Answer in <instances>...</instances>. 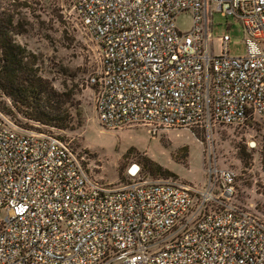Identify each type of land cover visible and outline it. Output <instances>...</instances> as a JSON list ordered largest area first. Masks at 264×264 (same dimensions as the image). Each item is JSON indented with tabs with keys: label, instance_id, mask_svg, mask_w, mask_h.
Segmentation results:
<instances>
[{
	"label": "built area",
	"instance_id": "built-area-1",
	"mask_svg": "<svg viewBox=\"0 0 264 264\" xmlns=\"http://www.w3.org/2000/svg\"><path fill=\"white\" fill-rule=\"evenodd\" d=\"M68 1L99 50L89 85L103 129L209 137L251 125L264 146V0ZM216 14L241 26L242 57L227 35L213 39ZM29 126L0 107V264H264V219L231 203L232 171L210 163L198 187L131 162L105 182L63 138Z\"/></svg>",
	"mask_w": 264,
	"mask_h": 264
},
{
	"label": "rangeland",
	"instance_id": "rangeland-1",
	"mask_svg": "<svg viewBox=\"0 0 264 264\" xmlns=\"http://www.w3.org/2000/svg\"><path fill=\"white\" fill-rule=\"evenodd\" d=\"M190 22L189 15H184L176 25L185 32ZM6 32L31 55L35 76L62 96L71 122L65 129L45 130L84 155L98 178L122 181L131 162L141 166L144 177H165L149 170L152 163L171 177L202 187L211 163L212 168L235 174L231 203L264 219V146L258 129L217 126L209 137L200 129L166 130L156 137L143 127L103 129L95 110L97 90L89 85L99 67V50L78 24L69 1L0 0V35ZM211 34L214 40L229 37V56L244 55L243 32L232 19L216 14ZM212 50L219 54L218 43H213ZM0 107L28 124L26 110L1 94Z\"/></svg>",
	"mask_w": 264,
	"mask_h": 264
},
{
	"label": "trees",
	"instance_id": "trees-1",
	"mask_svg": "<svg viewBox=\"0 0 264 264\" xmlns=\"http://www.w3.org/2000/svg\"><path fill=\"white\" fill-rule=\"evenodd\" d=\"M31 58L8 32L0 35V94L26 110V128H32L29 124H36L44 130L48 127L65 129L71 121L63 107L62 96L46 81L35 76ZM149 170L165 177L172 176L169 171L152 163Z\"/></svg>",
	"mask_w": 264,
	"mask_h": 264
}]
</instances>
